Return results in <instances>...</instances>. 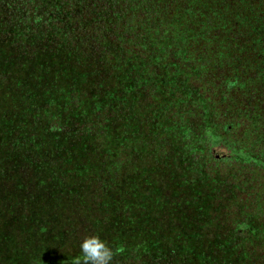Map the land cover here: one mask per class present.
Wrapping results in <instances>:
<instances>
[{
  "label": "trees",
  "instance_id": "trees-1",
  "mask_svg": "<svg viewBox=\"0 0 264 264\" xmlns=\"http://www.w3.org/2000/svg\"><path fill=\"white\" fill-rule=\"evenodd\" d=\"M1 188L0 264H264V0H0Z\"/></svg>",
  "mask_w": 264,
  "mask_h": 264
},
{
  "label": "clouds",
  "instance_id": "clouds-1",
  "mask_svg": "<svg viewBox=\"0 0 264 264\" xmlns=\"http://www.w3.org/2000/svg\"><path fill=\"white\" fill-rule=\"evenodd\" d=\"M79 247L82 264H112L114 252L99 235L85 237Z\"/></svg>",
  "mask_w": 264,
  "mask_h": 264
},
{
  "label": "rangeland",
  "instance_id": "rangeland-1",
  "mask_svg": "<svg viewBox=\"0 0 264 264\" xmlns=\"http://www.w3.org/2000/svg\"><path fill=\"white\" fill-rule=\"evenodd\" d=\"M213 153L215 155H220V156L221 155H228V151L225 148L221 147V146L220 147L213 148ZM0 191L6 193L7 190L5 188L4 189L1 188ZM3 201H4V199L2 200V202ZM0 202H1V198H0ZM37 262H39V261H37Z\"/></svg>",
  "mask_w": 264,
  "mask_h": 264
},
{
  "label": "flooded vegetation",
  "instance_id": "flooded-vegetation-1",
  "mask_svg": "<svg viewBox=\"0 0 264 264\" xmlns=\"http://www.w3.org/2000/svg\"><path fill=\"white\" fill-rule=\"evenodd\" d=\"M229 155V154H228ZM220 156V155H219ZM222 156V155H221ZM224 156V155H223Z\"/></svg>",
  "mask_w": 264,
  "mask_h": 264
}]
</instances>
